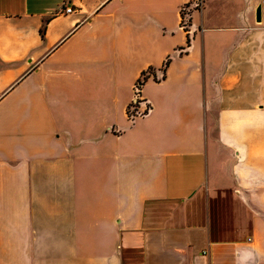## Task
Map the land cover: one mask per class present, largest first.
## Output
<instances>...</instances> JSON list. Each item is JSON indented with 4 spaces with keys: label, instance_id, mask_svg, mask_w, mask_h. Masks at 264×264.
Masks as SVG:
<instances>
[{
    "label": "crops",
    "instance_id": "crops-1",
    "mask_svg": "<svg viewBox=\"0 0 264 264\" xmlns=\"http://www.w3.org/2000/svg\"><path fill=\"white\" fill-rule=\"evenodd\" d=\"M195 1L0 0V264H264L262 0Z\"/></svg>",
    "mask_w": 264,
    "mask_h": 264
},
{
    "label": "built area",
    "instance_id": "built-area-1",
    "mask_svg": "<svg viewBox=\"0 0 264 264\" xmlns=\"http://www.w3.org/2000/svg\"><path fill=\"white\" fill-rule=\"evenodd\" d=\"M202 0H196L195 2L185 4L181 8V26L189 31L190 28V14L191 10L193 8H198L201 6ZM185 9H188V11H184ZM73 8L71 6L65 7V12H72ZM262 14L264 15V0H262ZM187 17V18H186ZM145 78L148 80L150 78L153 79H160V76H157L156 73H154L151 69H148L142 73L140 78L137 80V82L134 84V94L132 97V100L128 107V114L130 118L134 119L137 116H142L148 113L150 110V105L146 102L145 98L142 96V87L144 83L147 81H144ZM140 104L144 106V109L141 110Z\"/></svg>",
    "mask_w": 264,
    "mask_h": 264
},
{
    "label": "water",
    "instance_id": "water-1",
    "mask_svg": "<svg viewBox=\"0 0 264 264\" xmlns=\"http://www.w3.org/2000/svg\"><path fill=\"white\" fill-rule=\"evenodd\" d=\"M262 18V6H259L256 11V19L257 21H260Z\"/></svg>",
    "mask_w": 264,
    "mask_h": 264
},
{
    "label": "rangeland",
    "instance_id": "rangeland-1",
    "mask_svg": "<svg viewBox=\"0 0 264 264\" xmlns=\"http://www.w3.org/2000/svg\"><path fill=\"white\" fill-rule=\"evenodd\" d=\"M184 11H186V12H187V11H188V9H185ZM186 18H187V17H186ZM142 89H143V87H142ZM140 108H141V110H143V109H144V106L140 104Z\"/></svg>",
    "mask_w": 264,
    "mask_h": 264
},
{
    "label": "trees",
    "instance_id": "trees-1",
    "mask_svg": "<svg viewBox=\"0 0 264 264\" xmlns=\"http://www.w3.org/2000/svg\"><path fill=\"white\" fill-rule=\"evenodd\" d=\"M181 15H182V13H181ZM144 73V72H143ZM147 79L145 78V80L144 81H146Z\"/></svg>",
    "mask_w": 264,
    "mask_h": 264
}]
</instances>
